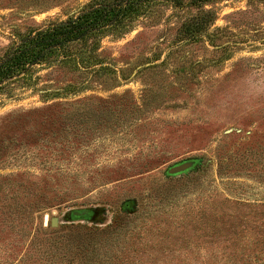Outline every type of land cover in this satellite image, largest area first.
Returning a JSON list of instances; mask_svg holds the SVG:
<instances>
[{
  "label": "rangeland",
  "instance_id": "rangeland-1",
  "mask_svg": "<svg viewBox=\"0 0 264 264\" xmlns=\"http://www.w3.org/2000/svg\"><path fill=\"white\" fill-rule=\"evenodd\" d=\"M89 1L0 0V54ZM161 3L100 40L98 70L37 65L34 86L0 96V264H45L70 224L118 223L105 264H205L237 224L264 237V0L205 5L215 21L192 42L178 27L197 9Z\"/></svg>",
  "mask_w": 264,
  "mask_h": 264
},
{
  "label": "trees",
  "instance_id": "trees-1",
  "mask_svg": "<svg viewBox=\"0 0 264 264\" xmlns=\"http://www.w3.org/2000/svg\"><path fill=\"white\" fill-rule=\"evenodd\" d=\"M157 1L90 0L64 20L14 34L11 44L0 54V96L16 97L34 86L37 80L34 68L37 65L58 62L71 64L77 70H98L96 66L101 64L97 55L100 40L105 36L121 37L130 32L138 20L151 18V10ZM161 1V4L174 9H197L195 14L184 17L178 27V33L188 42L200 39L215 21V11L205 8L215 0ZM99 69L108 67L101 66ZM125 217V223L130 226L137 222L138 216L125 214ZM241 223L248 224L245 220ZM117 224L102 228L70 224V233L42 252L45 264H105L111 259L110 255L121 254L123 250V247L106 244L107 241L99 242L100 238H108L119 231L121 227ZM212 225L215 226L214 223ZM231 229L234 249L211 250L208 255L198 257L205 264H264V248L252 247L264 245V237L238 235L235 233L241 229L238 224L231 226ZM213 232L219 234L221 230L213 229ZM102 254L104 259L101 258Z\"/></svg>",
  "mask_w": 264,
  "mask_h": 264
},
{
  "label": "water",
  "instance_id": "water-1",
  "mask_svg": "<svg viewBox=\"0 0 264 264\" xmlns=\"http://www.w3.org/2000/svg\"><path fill=\"white\" fill-rule=\"evenodd\" d=\"M193 166V161L191 160H185V161H182L180 163H177V164H174L172 166H170L168 169H167V175H176V174H180V173H183L187 170H189L191 167ZM75 216H81L82 213H74ZM50 224L51 226H54L57 224V219L55 217H52L50 219Z\"/></svg>",
  "mask_w": 264,
  "mask_h": 264
}]
</instances>
